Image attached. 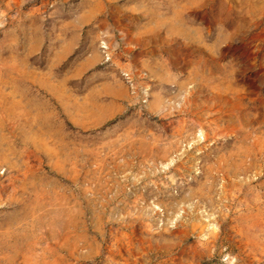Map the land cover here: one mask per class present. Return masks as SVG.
Wrapping results in <instances>:
<instances>
[{
    "label": "rangeland",
    "instance_id": "obj_1",
    "mask_svg": "<svg viewBox=\"0 0 264 264\" xmlns=\"http://www.w3.org/2000/svg\"><path fill=\"white\" fill-rule=\"evenodd\" d=\"M0 264H264V0H0Z\"/></svg>",
    "mask_w": 264,
    "mask_h": 264
}]
</instances>
